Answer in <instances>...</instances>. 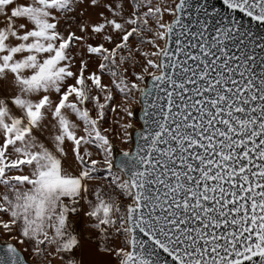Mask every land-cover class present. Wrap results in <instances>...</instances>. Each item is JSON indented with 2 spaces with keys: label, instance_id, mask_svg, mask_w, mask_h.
<instances>
[{
  "label": "snow or ice",
  "instance_id": "obj_1",
  "mask_svg": "<svg viewBox=\"0 0 264 264\" xmlns=\"http://www.w3.org/2000/svg\"><path fill=\"white\" fill-rule=\"evenodd\" d=\"M0 264H264V0H0Z\"/></svg>",
  "mask_w": 264,
  "mask_h": 264
},
{
  "label": "water",
  "instance_id": "obj_2",
  "mask_svg": "<svg viewBox=\"0 0 264 264\" xmlns=\"http://www.w3.org/2000/svg\"><path fill=\"white\" fill-rule=\"evenodd\" d=\"M193 4L197 3V2H202V0H192ZM207 3L209 5H215L217 7H220L222 5V0H207ZM243 14H240V16H238V18H241ZM247 19V18H244ZM261 30L259 28H257V32L259 33ZM163 255V254H162Z\"/></svg>",
  "mask_w": 264,
  "mask_h": 264
},
{
  "label": "rangeland",
  "instance_id": "obj_3",
  "mask_svg": "<svg viewBox=\"0 0 264 264\" xmlns=\"http://www.w3.org/2000/svg\"><path fill=\"white\" fill-rule=\"evenodd\" d=\"M20 2H26V0H20ZM112 119V116L110 114V120Z\"/></svg>",
  "mask_w": 264,
  "mask_h": 264
}]
</instances>
